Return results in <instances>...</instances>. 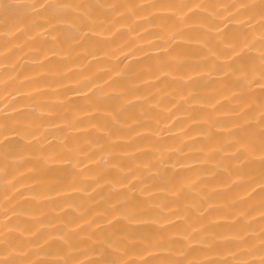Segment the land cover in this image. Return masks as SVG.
Listing matches in <instances>:
<instances>
[{
    "label": "bare ground",
    "instance_id": "obj_1",
    "mask_svg": "<svg viewBox=\"0 0 264 264\" xmlns=\"http://www.w3.org/2000/svg\"><path fill=\"white\" fill-rule=\"evenodd\" d=\"M0 264H264V0H0Z\"/></svg>",
    "mask_w": 264,
    "mask_h": 264
}]
</instances>
